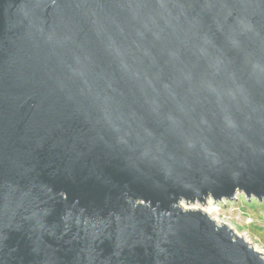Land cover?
I'll list each match as a JSON object with an SVG mask.
<instances>
[{"label": "water", "instance_id": "95a60500", "mask_svg": "<svg viewBox=\"0 0 264 264\" xmlns=\"http://www.w3.org/2000/svg\"><path fill=\"white\" fill-rule=\"evenodd\" d=\"M264 198V0H0V264H264L181 201Z\"/></svg>", "mask_w": 264, "mask_h": 264}, {"label": "rangeland", "instance_id": "374dc122", "mask_svg": "<svg viewBox=\"0 0 264 264\" xmlns=\"http://www.w3.org/2000/svg\"><path fill=\"white\" fill-rule=\"evenodd\" d=\"M180 206L206 212L217 224L227 225L264 257V198H248L242 192H236L229 200L214 201L210 197L205 203L183 200Z\"/></svg>", "mask_w": 264, "mask_h": 264}]
</instances>
